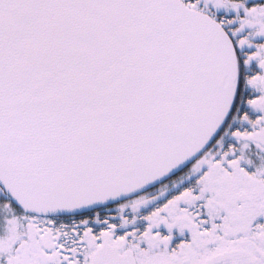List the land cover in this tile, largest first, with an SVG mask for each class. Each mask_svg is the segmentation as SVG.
Listing matches in <instances>:
<instances>
[{
  "label": "snow or ice",
  "instance_id": "1",
  "mask_svg": "<svg viewBox=\"0 0 264 264\" xmlns=\"http://www.w3.org/2000/svg\"><path fill=\"white\" fill-rule=\"evenodd\" d=\"M0 264H264V0H0Z\"/></svg>",
  "mask_w": 264,
  "mask_h": 264
}]
</instances>
